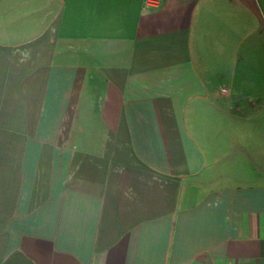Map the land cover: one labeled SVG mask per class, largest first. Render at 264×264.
<instances>
[{
	"label": "crops",
	"instance_id": "crops-1",
	"mask_svg": "<svg viewBox=\"0 0 264 264\" xmlns=\"http://www.w3.org/2000/svg\"><path fill=\"white\" fill-rule=\"evenodd\" d=\"M0 264H264V0H0Z\"/></svg>",
	"mask_w": 264,
	"mask_h": 264
},
{
	"label": "built area",
	"instance_id": "built-area-1",
	"mask_svg": "<svg viewBox=\"0 0 264 264\" xmlns=\"http://www.w3.org/2000/svg\"><path fill=\"white\" fill-rule=\"evenodd\" d=\"M162 2H163V0H144V7L150 8V9H155V8L160 7Z\"/></svg>",
	"mask_w": 264,
	"mask_h": 264
}]
</instances>
